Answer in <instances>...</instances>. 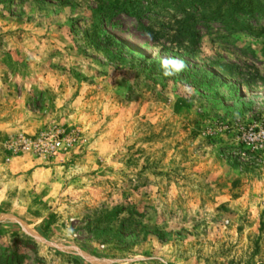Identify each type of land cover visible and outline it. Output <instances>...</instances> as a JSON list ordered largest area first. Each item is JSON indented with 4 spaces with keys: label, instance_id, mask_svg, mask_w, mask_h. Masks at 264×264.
Masks as SVG:
<instances>
[{
    "label": "rangeland",
    "instance_id": "obj_1",
    "mask_svg": "<svg viewBox=\"0 0 264 264\" xmlns=\"http://www.w3.org/2000/svg\"><path fill=\"white\" fill-rule=\"evenodd\" d=\"M175 10L0 0V254L264 264V20Z\"/></svg>",
    "mask_w": 264,
    "mask_h": 264
},
{
    "label": "trees",
    "instance_id": "obj_2",
    "mask_svg": "<svg viewBox=\"0 0 264 264\" xmlns=\"http://www.w3.org/2000/svg\"><path fill=\"white\" fill-rule=\"evenodd\" d=\"M162 3L173 4L176 8L174 14L183 21V26L179 25V33L186 37L193 34L194 25L199 22L217 23L225 29H230L238 26L244 19L255 20L257 23L264 20V0H150L152 7ZM151 12L152 9L133 8L132 13L126 14L134 19H141ZM146 32L154 39L153 31ZM0 264L21 263L15 254H0Z\"/></svg>",
    "mask_w": 264,
    "mask_h": 264
},
{
    "label": "built area",
    "instance_id": "obj_3",
    "mask_svg": "<svg viewBox=\"0 0 264 264\" xmlns=\"http://www.w3.org/2000/svg\"><path fill=\"white\" fill-rule=\"evenodd\" d=\"M48 144H44V142L41 143V145H45L46 148L48 150H50L52 153H55L59 150H62L65 143H67V141L64 139V138H61L60 134L59 133H56V134H52L50 135L49 139H48ZM31 144H25L24 145V149H31Z\"/></svg>",
    "mask_w": 264,
    "mask_h": 264
}]
</instances>
